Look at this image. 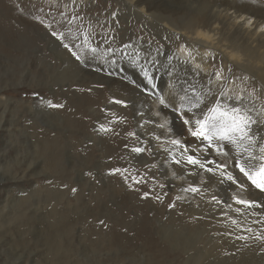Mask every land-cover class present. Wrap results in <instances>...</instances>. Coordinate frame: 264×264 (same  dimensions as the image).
I'll return each mask as SVG.
<instances>
[{"label":"rangeland","instance_id":"1","mask_svg":"<svg viewBox=\"0 0 264 264\" xmlns=\"http://www.w3.org/2000/svg\"><path fill=\"white\" fill-rule=\"evenodd\" d=\"M145 1L150 19L125 0H0V264H264V208L236 202L264 205V191L239 173L235 149L202 144L180 117L179 88L198 101L215 89L181 72L183 84L166 83L149 99L133 89L165 82L173 62L166 49L189 51L158 23L191 22L239 0ZM224 34L243 45L239 34ZM210 54L215 74L231 75L227 87L254 95L249 71L240 79L239 68ZM104 66L124 72L129 88L112 91ZM252 131L259 157L264 140ZM17 201L22 209L28 202L24 215L13 212L19 217L10 208Z\"/></svg>","mask_w":264,"mask_h":264},{"label":"bare ground","instance_id":"2","mask_svg":"<svg viewBox=\"0 0 264 264\" xmlns=\"http://www.w3.org/2000/svg\"><path fill=\"white\" fill-rule=\"evenodd\" d=\"M125 6L145 19H150L153 13L151 6L145 0H125ZM217 8L208 16L197 17L191 22L176 23L177 21L172 22L166 18L158 23L160 32L165 35V38L182 37L187 41L186 45H189L184 48L189 51L185 52L186 56H183L175 51L173 52L171 47L170 51L166 49L169 52L168 61L172 60L173 62L165 82L159 85H135L133 89L144 98L149 99L152 97L149 92L154 93L157 87H163L166 83L175 87H177V84H183L181 78H179V72L182 73L183 78L192 75L194 79L204 84L202 88H214L215 93L212 94L213 97L210 100L206 97L203 101H198L195 92L187 93V91L178 87L180 89L179 102L185 107L186 117L189 120H192V116L188 114V108L192 106L193 113L198 118L202 114L211 115L208 110L216 106L218 101H224V104L234 103L238 106L240 101L230 99V97L240 96L243 97V104L248 109L249 114L254 120L259 121V123L252 126L260 135V138L264 140V0H239L238 5H233L232 2H223L220 5L218 4ZM227 31L239 34L238 37L243 45L236 47L232 42H228L224 34ZM210 53H213V56L218 55L224 58L226 63L223 68L228 69V63L239 68L240 79L246 78L242 72L243 69L249 71L251 75L249 80L255 91L254 95L235 82H231L230 87H227L226 84L231 80V75L228 74L224 78L217 77L208 56L209 54L211 57ZM158 54L159 52L153 53L154 56ZM102 70L99 74L108 79L112 91L123 87L129 88L121 78L124 77V72L115 70L119 74L120 80L114 81L117 79L111 73L115 74L116 72H111L107 66H104ZM180 93H183V98ZM221 93H227V95L224 96ZM256 96H258V99L255 98ZM195 105H198V107H194ZM223 107L230 106L224 105ZM168 111H170L174 121L180 122L178 115L171 110ZM192 130H195V128L193 127ZM215 146L228 151L234 149L233 146L224 142H219ZM178 149L184 150L181 144H178ZM27 206L28 202L25 203V208L22 209L20 202L17 201L10 206L11 214L15 212L24 215L23 212H25L24 209H27ZM4 208L6 206L0 207V210H3L1 212H4ZM36 211L35 209V213H37ZM15 216L19 217L18 215ZM0 217L6 218V215L0 213Z\"/></svg>","mask_w":264,"mask_h":264},{"label":"snow or ice","instance_id":"3","mask_svg":"<svg viewBox=\"0 0 264 264\" xmlns=\"http://www.w3.org/2000/svg\"><path fill=\"white\" fill-rule=\"evenodd\" d=\"M55 36L56 33H53ZM63 38V36H61ZM65 48L68 45H64ZM97 49L93 48L92 51L95 52ZM219 77V73H216ZM221 95L226 96L227 93H221ZM236 101H240V104L232 105L230 107L222 108L219 104L209 108V114H202L200 118H197L193 113L192 108H188V114L192 116V120H189L187 117L180 113L183 124L185 126H190L189 131L191 136L199 140L202 144L207 142L209 147H214L219 142H224L228 145H231L236 150V155L241 157L236 159L235 166L238 169L239 173L246 177L247 181L251 186L264 191V145L260 147L261 155L256 157L253 155L251 146L257 144L256 133L252 131V125L259 123V121L254 120L253 117L249 114L248 109L243 104V97L235 96L230 97ZM163 103V101H162ZM53 107H62V105H52ZM198 107V105L196 106ZM175 111V110H173ZM195 130H192V128ZM102 130L103 129L102 127ZM245 142L248 146H245ZM173 143L179 144L180 141L176 140ZM134 152L142 153L143 148H134ZM221 149L217 148V152H220ZM185 152H187V146H185ZM247 154L246 159L243 158V154ZM223 155H227V152H223ZM187 163L190 165H199L201 168H205V165L201 163L195 155H187ZM255 162V163H254ZM177 164L180 161H176ZM211 164L216 165V169H226V164H217L215 160L210 161ZM114 171H120L116 169ZM206 171L216 174V171L212 167H207ZM221 175L226 176V180L231 182L232 185H235L238 188H245L246 185L239 183L231 173H226L221 171ZM223 182V181H222ZM193 192H198L199 188L192 187L190 189ZM147 195V194H146ZM213 199H216L213 197ZM236 202L242 204L245 207H258L264 208V205L257 204L255 201L245 200L237 198ZM235 223V221H233Z\"/></svg>","mask_w":264,"mask_h":264}]
</instances>
